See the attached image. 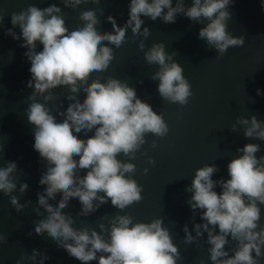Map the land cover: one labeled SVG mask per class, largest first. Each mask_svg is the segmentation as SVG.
<instances>
[{
	"label": "clouds",
	"instance_id": "obj_1",
	"mask_svg": "<svg viewBox=\"0 0 264 264\" xmlns=\"http://www.w3.org/2000/svg\"><path fill=\"white\" fill-rule=\"evenodd\" d=\"M81 2L63 0L65 7L72 8ZM232 3L233 0H191L186 7L185 0H176L175 6L173 0H129L126 22L120 26L113 16H108L112 30L103 34L96 28L98 17L93 8L81 10L84 23L71 28L55 4L43 9L29 6L11 15L12 27L5 29V35L23 41L20 47L27 49L24 55L30 64V79L26 86L31 93L25 115L33 126V149L45 163L38 179L45 187L36 196L46 215L33 225L37 234L50 236L57 247L80 264H177L180 254L169 230L162 226V219L134 223L129 215H117L107 227L100 223L97 231L73 227V217L62 211L73 199L78 200V215L82 217L105 204L122 211L140 202L142 188L132 178L136 167L118 157L122 154L128 160L135 159L146 143V134L162 138L169 131L162 115L142 101L135 88L114 78L104 83L97 78L89 84L88 77L91 72L108 69L114 59L112 46L120 48L129 29L133 37L148 38L150 29L141 30L145 23L142 17L171 24L182 14L204 25L198 39L220 56L230 47H242L244 37H234L227 30ZM260 4L264 11V0ZM4 19L0 15V27ZM38 46L42 50L37 51ZM144 47L141 40L139 48L143 51ZM174 55L166 52L163 43H154L144 52L147 63L158 66L151 79L159 82V96L183 106L192 95L191 85ZM60 85L69 88L68 103L53 113L48 102L53 99L52 90ZM79 90L85 93L82 100L76 95ZM256 95L264 96V91L257 88ZM237 125L243 126L246 139L264 141V121L256 115L237 119L233 131ZM152 147H156L155 142ZM236 152L239 155L227 164V179H213L219 169L215 164L205 165L195 171L191 185L185 189L191 193L187 204L193 224L191 230L188 224L183 226L184 242L198 244L206 234L210 264H259V258L264 256V226L259 223L264 205V155L257 157V143L245 144ZM148 163L155 162L149 158ZM16 172L15 162L0 167V193L10 197V204L19 213L24 205L12 195L17 190ZM27 188L26 182L19 184L21 194ZM57 192L59 199L50 203L49 198H55ZM35 211L40 214L39 208ZM197 216L200 223L195 222ZM230 242L235 247L226 250ZM38 251L32 248V260H37ZM22 259L23 256L15 264H22ZM38 259L39 264H44L47 256L41 254Z\"/></svg>",
	"mask_w": 264,
	"mask_h": 264
},
{
	"label": "water",
	"instance_id": "obj_2",
	"mask_svg": "<svg viewBox=\"0 0 264 264\" xmlns=\"http://www.w3.org/2000/svg\"><path fill=\"white\" fill-rule=\"evenodd\" d=\"M175 2L173 0V6ZM128 3L129 0H82L72 8L65 7L63 0H0V15L5 18L4 26L0 27V167H6L8 162L17 164L14 174L17 190L12 195L24 205L18 213L10 204V197L0 193V237L3 238L0 264H15L22 256V264H39L41 254L47 256L44 264H80L57 247L50 236L33 230L34 223L46 215L36 196L37 191L45 187L38 183L45 163L33 149V126L25 115L29 104L27 97L31 93L26 86L30 79V64L24 55L27 49L20 47L23 41H15L5 35V29L12 27L11 15L29 6L43 9L55 4L61 8L65 23L71 28L84 23L79 15L81 10L93 8L98 17L96 28L103 34L112 30V25L107 22L108 16H113L120 26L126 22ZM190 4L191 0H185L186 7ZM228 10L231 19L227 22V30L234 37L243 36L244 45L230 47L223 56L198 39V32L204 25L196 24L182 14L177 15L176 22L171 24H165L159 18L151 21L142 17L145 23L141 30L143 27L150 29L148 38L133 37L129 29L121 47L112 46L114 59L108 69L89 74V84L97 78L102 83L114 78L135 88L138 97L162 115L169 131L162 138L146 134V143L136 153L135 159L128 160L122 154L118 157L135 165L132 178L142 188V200L122 211L110 203L105 204L97 212L82 217L78 215L81 206L78 200L73 199L62 210L73 217V227H90L99 231L100 223L107 227L117 215H129L134 223H150L159 218L178 248L180 258L177 264H210L206 234L198 244L184 242L182 228L188 224L191 230L193 224L187 204L191 193L185 189L191 185L195 171L205 165L215 164L219 169L213 179H227V164L239 155L237 148L245 144H259L260 152L256 155H264V141L246 139L242 125L232 130L239 118L256 115L258 120L264 121V96L256 95L257 88L264 91V11L260 0H233ZM14 31L19 35V28ZM141 40L145 45L143 51L139 48ZM154 43H163L166 52L175 53L174 61L183 68V75L192 91L186 105L170 103L156 91L159 82L153 81L151 76L158 66L149 65L144 58V52ZM40 50L42 46H38L37 51ZM68 91L67 85L52 90L53 99L48 102V107L53 113L66 106ZM76 95L82 100L85 93L79 90ZM38 99L42 102V98ZM153 142L155 148L152 147ZM149 158L155 163L149 164ZM144 169H148L147 173ZM21 182L28 184L23 194L19 192ZM59 196L57 192L49 202L55 204ZM37 208L40 209L39 215L35 211ZM261 209L259 223L264 226V205ZM195 222H201L199 216ZM34 247L39 249L37 260L29 256ZM234 247L235 243L230 242L226 250ZM259 264H264V256L259 258Z\"/></svg>",
	"mask_w": 264,
	"mask_h": 264
}]
</instances>
